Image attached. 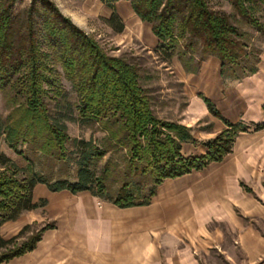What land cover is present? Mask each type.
Segmentation results:
<instances>
[{"label":"trees","instance_id":"1","mask_svg":"<svg viewBox=\"0 0 264 264\" xmlns=\"http://www.w3.org/2000/svg\"><path fill=\"white\" fill-rule=\"evenodd\" d=\"M103 1L113 7L117 0ZM226 1L242 21L264 32V22L256 16L259 11L264 13V0ZM131 2L138 15L153 24V31L161 40L157 50L168 59L178 53L188 71H197L209 55L220 59L223 75L242 78L256 71L258 48L250 46L246 33L230 14L213 8L209 0ZM108 23L116 31L123 28L116 15ZM63 78L76 91L79 118L67 116L63 121L67 114L55 116L51 111L50 102L65 93ZM0 90H8L11 95L10 112L0 129V135H5L11 147L17 149L22 143L28 151L58 161L66 160L72 152L78 155L77 180L73 182L69 178L48 177L34 168L31 160L27 166H20L0 153V225L46 202L32 200V189L39 182L48 184L53 191L91 190L121 207L147 204L163 178L222 160L232 151L240 131L238 125L227 123L226 129L207 142L206 154L184 157L181 139L189 133L179 124L157 117L149 90L141 82L139 64L125 55L110 53L52 0H32L23 18L16 15L11 2L0 3ZM206 102L213 114L221 116L211 101ZM78 120L97 124L107 135L100 143L71 138L67 121ZM68 141L73 150L68 148ZM114 147L128 150L129 170L112 194L105 183L112 161L108 160L100 173L98 164ZM140 164L141 174L154 179L147 195V180L130 179L134 173L137 175ZM43 229L22 243L16 241L18 236L6 240L0 235V262L33 249Z\"/></svg>","mask_w":264,"mask_h":264},{"label":"crops","instance_id":"2","mask_svg":"<svg viewBox=\"0 0 264 264\" xmlns=\"http://www.w3.org/2000/svg\"><path fill=\"white\" fill-rule=\"evenodd\" d=\"M61 3L77 24L105 38L113 52L136 48L169 62L141 71V82L157 117L189 133L181 139L184 157L206 154L207 142L227 123L240 131L222 160L163 178L147 204L121 207L91 190L53 191L36 183L33 202H46L2 222L0 235L6 240L18 236L22 243L44 228L41 237L33 249L0 264H264V32L251 38L260 52L256 71L236 78L223 75L216 55L202 60L197 71H188L178 53L165 58L157 50L161 40L153 24L138 15L131 0H117L113 7L103 0ZM113 15L123 25L121 31L108 23ZM153 73L160 75L154 84ZM206 99L221 116L211 112ZM71 123L83 127L73 138L100 143L107 135L84 134L89 124L80 120L68 122V130ZM12 160L21 165L14 156ZM73 173L54 178L75 182ZM105 183L112 194L122 185Z\"/></svg>","mask_w":264,"mask_h":264},{"label":"rangeland","instance_id":"3","mask_svg":"<svg viewBox=\"0 0 264 264\" xmlns=\"http://www.w3.org/2000/svg\"><path fill=\"white\" fill-rule=\"evenodd\" d=\"M54 1L58 7L61 9V11L64 12V7L63 4L61 3L62 0H52ZM8 2L12 3V6L14 8V12H16V15H19L20 18H23L24 13L26 10L29 9L32 0H0V3H5L7 4ZM211 6L217 10H221L226 12L227 14H230L232 17V20L239 26L240 30L242 32L246 33L245 39L247 42H249L250 46L255 47L254 44H252V37L255 36L256 33V28L249 24L246 21H242L238 16H236V12L233 8V6L226 0H209ZM67 15V14H66ZM69 16V15H67ZM256 16L259 18V20H262L263 14L262 11H259L256 13ZM70 17V16H69ZM79 25V24H78ZM80 26V25H79ZM82 29H84L82 26H80ZM86 32H88L86 29H84ZM91 35L95 36L93 33L88 32ZM102 46L110 50V47L107 45L106 41L104 40L105 38L103 37H96ZM102 38V39H101ZM250 48V47H249ZM110 53L114 55H125L131 60H133L135 63H138L141 71H152L155 70V66H158V62H165L166 64H169L168 61L163 60L161 55H154V54H149L147 52H144L142 50H137L135 49H127L123 50L122 52H113L110 50ZM61 70V69H60ZM153 76L156 77V80H151V83L154 84L160 80V75L153 73ZM62 85L64 87L65 93L63 96L59 97L57 100H53L50 103L51 111L53 115L59 116L60 114L66 115L64 116L63 121L66 119L65 117L67 116H72L73 118H79L80 112H79V101L78 97L76 94V91L72 87V84L70 81H68L66 78H63L62 80ZM10 93L8 90L2 91L0 90V129L1 131L3 130L5 124H6V119L7 116L10 112V107H9V98H10ZM62 108V112L60 113L59 107ZM71 122V121H67ZM80 128L75 125V123L70 124V128L68 130L69 135H71V138L74 137L75 134H82V129L83 127L79 130ZM97 132L98 136H102L101 130H99V127L97 124H89L87 126V130L84 134L87 135V133L90 132ZM81 132V133H80ZM102 138V137H101ZM68 148L71 150V141H68L67 143ZM20 151L22 153H20ZM0 153H3L6 157H9L12 159V156L17 160L20 166H27L29 163H26L25 158L27 160H31L33 163L34 168H36L39 171H42L45 175L48 177H63L64 175H67V173L74 174L73 172H76L77 166H76V159L78 155L76 156L73 152L71 153V156L67 158L66 160H53L50 157H45L41 153H34L30 152L27 150L26 145L19 143L16 148L11 147L6 141H5V135L2 133L0 135ZM128 150L126 148H120V147H114L112 148V151L110 153V156H108L109 160L112 161V167L111 170L108 171V174L106 176V182L109 187H118L120 186L123 181L125 180V172H128ZM105 158L103 157L99 161V173L101 169H103V162ZM1 163V160H0ZM116 169H115V168ZM59 168V169H58ZM141 164L139 165V170L137 172V175H135V171H133L134 175L130 176V179L137 180L144 182V180H147V184L145 185V194H149L151 191V188L154 183L153 178L147 177V175H142L141 174ZM67 171V173L65 172ZM147 177V178H146ZM35 233V232H34ZM33 235V234H32ZM32 235H30L28 238H30ZM27 238V239H28ZM26 239V240H27ZM25 241V240H23ZM22 241V242H23ZM18 242V241H17Z\"/></svg>","mask_w":264,"mask_h":264}]
</instances>
